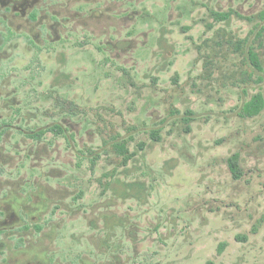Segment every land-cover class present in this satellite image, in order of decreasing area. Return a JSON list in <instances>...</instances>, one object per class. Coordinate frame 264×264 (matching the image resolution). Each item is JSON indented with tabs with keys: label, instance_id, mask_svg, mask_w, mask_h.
<instances>
[{
	"label": "rangeland",
	"instance_id": "1",
	"mask_svg": "<svg viewBox=\"0 0 264 264\" xmlns=\"http://www.w3.org/2000/svg\"><path fill=\"white\" fill-rule=\"evenodd\" d=\"M229 9L251 20L211 14ZM262 9L82 0L49 12L41 45L17 50L7 81L13 123L64 131L0 137L1 219L13 214L2 264H264V108L240 112L264 97ZM120 140L136 151L126 165Z\"/></svg>",
	"mask_w": 264,
	"mask_h": 264
},
{
	"label": "flooded vegetation",
	"instance_id": "2",
	"mask_svg": "<svg viewBox=\"0 0 264 264\" xmlns=\"http://www.w3.org/2000/svg\"><path fill=\"white\" fill-rule=\"evenodd\" d=\"M81 1L0 0V137L7 130H18L26 135L39 131L38 129L36 131H26L19 124L13 123V119L19 115V112L15 109L18 102L15 94L16 89L14 87L9 88L10 83L7 81V71H11L10 69L12 68L14 55L17 53V50L21 48L25 52H30L33 49L30 44L35 46L41 45L39 39L44 35L42 33L44 24L48 26L49 12H52L54 15L58 5L64 7L67 3ZM34 27H36V30ZM5 110H8L7 113H4ZM19 118L21 120L22 116H19ZM2 212L0 196V235L3 229L8 228V219L11 220L13 218V214H9L8 219H1ZM1 246L2 241L0 240V253ZM3 262L0 254V264Z\"/></svg>",
	"mask_w": 264,
	"mask_h": 264
},
{
	"label": "trees",
	"instance_id": "3",
	"mask_svg": "<svg viewBox=\"0 0 264 264\" xmlns=\"http://www.w3.org/2000/svg\"><path fill=\"white\" fill-rule=\"evenodd\" d=\"M211 14L216 20H225L229 18L231 14H235L238 17H241L247 20H251L250 16H243L232 9H229L227 11H222V12L212 11ZM258 16L260 19L264 20V9H262L259 12ZM248 54H249L250 63L252 64L254 69L257 71H262V66L259 61L257 53L253 50H250ZM263 108H264V97L260 92H257L251 95L250 98L242 104L240 108V112H241V115L243 116L251 117V116H255L259 114L263 110ZM186 113L190 115L191 111L187 110ZM47 130L53 131L56 135H60L64 131L63 127L60 124H53L52 126H49L47 129H41L38 132L29 134V136L34 139H37L41 137L42 134ZM155 134H156V131L151 132V135L155 138V140H158V138L155 137ZM112 146H113L115 153L120 155L122 165H126V163L136 154V151H129L127 147V142L125 140L116 141L112 144ZM139 147L140 149H142L144 147V143L143 142L139 143ZM227 163H228V167H229V170L231 171L232 176L234 178H238L240 175V171L238 168V154L237 153L232 154L228 158ZM223 245H224L223 243L219 245L218 252L222 251ZM206 264H213V263L211 261H208Z\"/></svg>",
	"mask_w": 264,
	"mask_h": 264
}]
</instances>
